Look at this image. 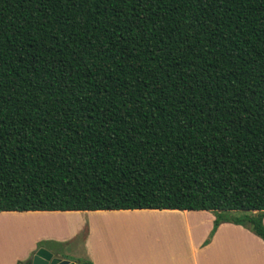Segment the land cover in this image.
Instances as JSON below:
<instances>
[{"label":"trees","instance_id":"obj_1","mask_svg":"<svg viewBox=\"0 0 264 264\" xmlns=\"http://www.w3.org/2000/svg\"><path fill=\"white\" fill-rule=\"evenodd\" d=\"M127 209L264 242V0H0V212Z\"/></svg>","mask_w":264,"mask_h":264},{"label":"crops","instance_id":"obj_2","mask_svg":"<svg viewBox=\"0 0 264 264\" xmlns=\"http://www.w3.org/2000/svg\"><path fill=\"white\" fill-rule=\"evenodd\" d=\"M16 213L63 215V219L75 222L72 230L54 238L65 245L70 237L84 231L83 255L72 259L65 252L56 253V249L46 247L70 261L89 260L92 264H264L263 240L242 225L222 222L206 242L215 219L211 211L127 209ZM160 217H164L165 222L155 220ZM149 218L154 220L146 221ZM36 225L30 228L45 227ZM48 227L54 232L62 226L49 224ZM58 232L54 233L61 234ZM35 248L33 246L20 260L24 262Z\"/></svg>","mask_w":264,"mask_h":264},{"label":"rangeland","instance_id":"obj_3","mask_svg":"<svg viewBox=\"0 0 264 264\" xmlns=\"http://www.w3.org/2000/svg\"><path fill=\"white\" fill-rule=\"evenodd\" d=\"M15 215H24V216H30L31 218H45L44 215L48 216H63V215H35V214H26V213H16V212H2L0 213V220L4 219L5 217H11ZM125 219V220H129ZM153 218H149L146 221H152ZM156 221H162L165 222L164 217L156 218ZM49 225V224H48ZM36 226V224L34 225ZM42 226H45L43 228H14V229H7L3 228L0 229V264H19L22 262L20 258L25 257L31 248L34 246L37 249L40 246L48 247L52 249L62 250V253L65 252L68 258H75L77 255H83L84 254V236L85 232L81 231L79 234L70 237L69 241L64 245L60 242V240L55 239L54 237H62L67 232H64L65 228L68 226L60 227L63 231V234H55L53 231H51L47 224H43ZM32 227V226H31ZM54 227V226H53ZM59 228V229H60ZM59 229L57 231H59ZM60 230V232H61ZM50 237V238H48Z\"/></svg>","mask_w":264,"mask_h":264},{"label":"bare ground","instance_id":"obj_4","mask_svg":"<svg viewBox=\"0 0 264 264\" xmlns=\"http://www.w3.org/2000/svg\"><path fill=\"white\" fill-rule=\"evenodd\" d=\"M35 224H53V225H58L59 226H68V228H65V230H63L64 232H68L70 230L73 229V227L75 226V222H73L72 220H68V219H63L62 217H57V218H31L30 216H24V215H15V217H5L4 219L0 220V229L3 228H7V229H14V228H27V227H31L32 225ZM37 226V225H36ZM49 228V227H48ZM57 229V228H56ZM64 229V228H63ZM61 230V228L59 229V231ZM57 230H55L54 232H56ZM63 231L61 230V232L58 233H63Z\"/></svg>","mask_w":264,"mask_h":264},{"label":"water","instance_id":"obj_5","mask_svg":"<svg viewBox=\"0 0 264 264\" xmlns=\"http://www.w3.org/2000/svg\"><path fill=\"white\" fill-rule=\"evenodd\" d=\"M22 264H87L80 260L70 261L51 252L45 247H39L26 258Z\"/></svg>","mask_w":264,"mask_h":264}]
</instances>
